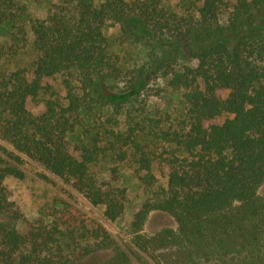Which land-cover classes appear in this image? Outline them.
<instances>
[{"label": "trees", "instance_id": "obj_1", "mask_svg": "<svg viewBox=\"0 0 264 264\" xmlns=\"http://www.w3.org/2000/svg\"><path fill=\"white\" fill-rule=\"evenodd\" d=\"M194 9L179 15L160 0H62L45 18L30 20L34 58L27 67L0 71V140L11 147L0 145V264H264V195L258 194L264 183V0H199ZM23 10L17 0H0V25ZM107 20L118 25L121 40L146 47L144 61L120 66L102 30ZM11 40L15 49L25 46V29L17 26ZM56 74L63 75L62 101L45 82ZM159 76L185 89L187 102L174 129L154 120L150 132L160 147L110 130L114 142L101 144L95 134L78 154L69 152L67 136L83 112L118 110ZM43 90L49 98L34 114L26 101L37 102ZM127 145L142 183L155 186V161L165 178L133 215L135 251L108 247L106 231L90 228L68 202L48 223L38 221L26 234L17 230L20 214L2 183L25 176V158L102 205L112 221L122 212V193L96 183L89 164L105 150L123 161ZM156 210L175 226L146 233L144 223Z\"/></svg>", "mask_w": 264, "mask_h": 264}, {"label": "rangeland", "instance_id": "obj_2", "mask_svg": "<svg viewBox=\"0 0 264 264\" xmlns=\"http://www.w3.org/2000/svg\"><path fill=\"white\" fill-rule=\"evenodd\" d=\"M17 1L24 6V10L17 14L15 20L5 21L0 25V71H11L29 65L34 58L33 34L29 29L30 20L45 18L56 5L62 2V0ZM95 1L98 3L102 0ZM160 2L165 9L179 15L195 14L194 8L199 5V0H160ZM220 15L223 22L226 12L222 11ZM17 26L25 29L27 42L25 46L15 49L11 47V36ZM102 30L106 37L108 51L118 56L123 69L145 60L146 47L140 43L121 40L117 24L107 20ZM180 62L192 63L187 59H182ZM62 78L63 75L56 74L45 80L50 89L55 92L54 96L61 101L65 94ZM167 81L166 77L152 78L137 100L118 110L111 106H96L90 113L83 112L80 125L67 136L69 152L78 154L82 144H88L95 134L101 138V144L106 141L114 142L113 137L108 134L110 130L120 133L122 138L133 134L139 142L153 141V146L160 147L161 143L155 141L150 132L154 120L159 119L158 124L162 129H174L184 117L187 108L185 89L172 87ZM112 82L118 87L122 83L121 80ZM47 98L49 95L43 90L40 100L33 102L28 98L26 107L34 114L39 113L43 110L41 100ZM0 145L11 148L1 140ZM127 147V156L123 161H118L113 152L105 150L89 164V172L96 183L105 182L109 187L118 189L122 193V212L112 221L104 216L102 205L91 204L69 184L47 173L39 164L24 157L25 176L20 179L6 176L2 183L7 200L11 203V209H16L20 214V218L15 222L17 230L21 234H26L36 222L48 223L59 206L68 202L79 207L87 216L90 228H103L106 231L112 241L108 247H121L128 252L135 251L131 243L130 227L133 215L148 200L156 184L165 185V178L160 175L163 166L155 161L152 169L157 178L155 186H146L142 183L134 172L135 156L132 147L129 145ZM2 158L0 151V159ZM164 171L166 172V168ZM42 173L47 175V179L40 176ZM258 194L264 195V183L258 189ZM167 226H175L173 218L165 212L156 210L149 213L143 229L146 233H153Z\"/></svg>", "mask_w": 264, "mask_h": 264}]
</instances>
